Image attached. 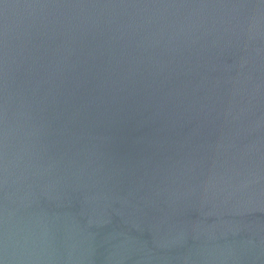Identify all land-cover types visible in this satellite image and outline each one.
Listing matches in <instances>:
<instances>
[{
    "label": "water",
    "instance_id": "95a60500",
    "mask_svg": "<svg viewBox=\"0 0 264 264\" xmlns=\"http://www.w3.org/2000/svg\"><path fill=\"white\" fill-rule=\"evenodd\" d=\"M0 264H264V0H0Z\"/></svg>",
    "mask_w": 264,
    "mask_h": 264
}]
</instances>
